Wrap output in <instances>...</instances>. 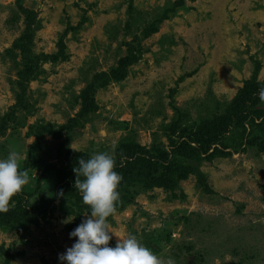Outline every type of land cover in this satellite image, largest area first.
<instances>
[{"label":"rangeland","instance_id":"374dc122","mask_svg":"<svg viewBox=\"0 0 264 264\" xmlns=\"http://www.w3.org/2000/svg\"><path fill=\"white\" fill-rule=\"evenodd\" d=\"M261 88L264 0H0V158L30 176L0 212V264H66L91 211L75 168L99 152L134 196L107 218L110 246L264 264ZM126 144L166 164L125 184ZM189 145L206 185L171 166Z\"/></svg>","mask_w":264,"mask_h":264},{"label":"clouds","instance_id":"9594fccd","mask_svg":"<svg viewBox=\"0 0 264 264\" xmlns=\"http://www.w3.org/2000/svg\"><path fill=\"white\" fill-rule=\"evenodd\" d=\"M259 99L264 102V88L259 91ZM78 165L74 187L91 211L70 232V237H78V240L60 254L59 260L66 264H165L134 234L119 239L115 246L109 244L113 233L107 218L116 212L120 201L118 188L123 180L122 174L115 170L114 156L99 152L88 160L80 159ZM29 182L28 172L21 170L19 153L11 151L6 158H0V212L8 211L12 197ZM167 264H174V261L169 258Z\"/></svg>","mask_w":264,"mask_h":264},{"label":"trees","instance_id":"16d2710c","mask_svg":"<svg viewBox=\"0 0 264 264\" xmlns=\"http://www.w3.org/2000/svg\"><path fill=\"white\" fill-rule=\"evenodd\" d=\"M191 147L192 146H190V145L186 146V147L178 146L174 151H172V153H175V156H174L175 159H174V163H172L171 166L172 167H176V165H178V163H180L179 160H181V164L179 165L180 167L177 169L178 171L180 170L177 173L179 175V177H187L190 174V172H192V171L195 172V170L193 169L194 166L193 165H187L186 162H185L190 157L198 158V159H195V160H199L200 159V155L199 154L196 155L195 153H193V150L195 149V147H193V148H191ZM122 148H123V146H122ZM122 150H124V152L125 151L128 152V153L127 152L124 153V154H127V156H126L127 161H126V166H125V171L126 172H124V174L127 177V182L125 184L135 183V182H137V180L141 176H143L144 178L148 179L152 175H155L156 172L160 170V167H162L163 165L166 164L163 161L159 160L157 157L155 159L154 156L148 155L147 154L148 152L147 153L144 152V153L140 154V156L135 161H133V160L130 161V156L128 154H134V152L137 150V148L133 147V145H131V144H126ZM133 165H136V167H133ZM168 175H170V173ZM198 176H199V181L203 185H206L207 182L205 180V177L203 175H201V174L198 175ZM158 179L156 181L159 184L161 182ZM125 193L126 192H124L123 195H121L120 201L117 203V205L121 204L123 206H126L127 204H129V203H131L133 201V197L134 196H131L130 198H127L128 194L127 193L125 194Z\"/></svg>","mask_w":264,"mask_h":264}]
</instances>
